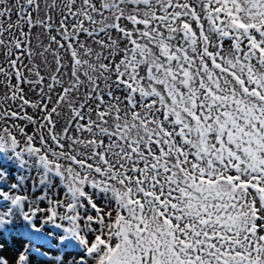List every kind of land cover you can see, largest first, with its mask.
I'll return each instance as SVG.
<instances>
[{
    "label": "snow or ice",
    "instance_id": "6c2138e0",
    "mask_svg": "<svg viewBox=\"0 0 264 264\" xmlns=\"http://www.w3.org/2000/svg\"><path fill=\"white\" fill-rule=\"evenodd\" d=\"M0 264H264V0H0Z\"/></svg>",
    "mask_w": 264,
    "mask_h": 264
},
{
    "label": "rangeland",
    "instance_id": "374dc122",
    "mask_svg": "<svg viewBox=\"0 0 264 264\" xmlns=\"http://www.w3.org/2000/svg\"><path fill=\"white\" fill-rule=\"evenodd\" d=\"M39 34V30H37V32L34 34V43H36V40H35V35H38Z\"/></svg>",
    "mask_w": 264,
    "mask_h": 264
}]
</instances>
